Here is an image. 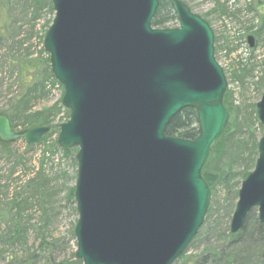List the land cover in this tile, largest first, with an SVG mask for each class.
I'll return each instance as SVG.
<instances>
[{
  "label": "water",
  "instance_id": "obj_1",
  "mask_svg": "<svg viewBox=\"0 0 264 264\" xmlns=\"http://www.w3.org/2000/svg\"><path fill=\"white\" fill-rule=\"evenodd\" d=\"M44 37L51 72L70 111L57 142L77 148L76 258L83 264H173L202 226L211 190L202 176L229 118L227 79L210 24L182 0H167L178 21L152 26L160 0H51ZM251 48L255 37L248 36ZM184 108L199 136L166 134ZM264 126V92L257 103ZM49 126L15 131L0 113V142L41 143ZM257 208L264 223V133L243 180L230 230Z\"/></svg>",
  "mask_w": 264,
  "mask_h": 264
},
{
  "label": "rangeland",
  "instance_id": "obj_2",
  "mask_svg": "<svg viewBox=\"0 0 264 264\" xmlns=\"http://www.w3.org/2000/svg\"><path fill=\"white\" fill-rule=\"evenodd\" d=\"M182 1L204 18L214 32L216 59L228 81L224 96L227 95L231 108L225 106L229 111L227 134L212 163V168L218 165L230 169L231 179L210 188L205 220L173 263L204 264L211 261L209 251L220 252L233 239L230 224L238 191L255 168L258 141L264 133L257 116V103L264 91V0L261 5L258 0ZM54 15L46 1L33 4L32 0H0V113L13 118L15 131L27 129L23 124L28 116L48 115L45 110L56 102L64 109V88L48 78L50 59L43 45ZM174 22L177 27L178 21ZM249 35L256 37L253 49L247 44ZM68 118L66 110L55 117L51 133L49 126L45 139L34 146L28 147L22 139L0 142V264H14L28 256L37 264H83L76 258L75 226L79 214L75 190L71 194L77 180V149L71 148L66 154L57 142V124ZM1 145H7V151ZM256 217L258 212L247 218L251 229ZM240 240L246 247L251 246L252 252L248 251V257L235 264H264V252L260 258L253 255L261 243L248 241L244 236ZM261 249L264 251V245ZM217 258L213 262L219 263Z\"/></svg>",
  "mask_w": 264,
  "mask_h": 264
},
{
  "label": "trees",
  "instance_id": "obj_3",
  "mask_svg": "<svg viewBox=\"0 0 264 264\" xmlns=\"http://www.w3.org/2000/svg\"><path fill=\"white\" fill-rule=\"evenodd\" d=\"M35 1L36 0H32L33 4ZM38 1H41V2L46 1L47 5L49 7L51 5V7H52V3L50 0H38ZM38 1L36 3H38ZM258 2H259V5L262 4V0H258ZM44 4H46V3H44ZM38 6H40V5H38ZM163 10H166V12L162 13ZM176 20H177V17L174 14V12H173L170 4L167 2V0H160L159 8H158V11L156 13V16L154 17V19L152 21V25L154 27L172 28V27L176 26V22H174ZM48 62H49V60L47 58V63ZM24 69H25V67H24ZM27 69L28 68H26V70H25L26 73H27ZM46 72L48 73L49 80L57 83V80L54 78L53 74L51 73L49 66H47ZM49 80H48V82H50ZM226 96L227 95L224 96V104H225V106L228 107V109L231 110V108L228 105V102L226 101ZM62 109H63V107L61 105H59V103L57 102L55 105H53V106H51L45 110V112L48 115L45 116L44 113H39V114H36L33 116H28V118H27L28 120H26V122L23 124V126H24V128H30L33 125H35V126L36 125L51 126V130L49 132V133H51V131L53 130L52 126H54L53 125L54 119H55V117H57L59 115V113L61 112ZM0 112H3V111L0 110ZM8 117H9V115H8ZM9 118H10V120L13 119L11 116ZM12 122L13 121L11 120V123ZM59 124H57V127H59ZM12 126L15 129V122H14V124L12 123ZM226 131H227V129L225 130V133H223V135H221L217 139L216 144L214 145L213 149L211 150L210 156L208 157L207 161L205 162V164L202 168V176L206 180V182L208 183V185L211 189H214L215 185L227 184L231 179L232 171L230 169H226V167H221L218 165H215L214 168H212V163L215 159L214 156L216 154V151L221 150L222 140H224L226 138V134H227ZM166 134L170 135V136H179V137L191 139V140L196 139L199 136V126H198V121H197L196 110L193 108H184L181 112H179L177 115H175L166 128ZM229 134H228V136H229ZM228 136H227V138H228ZM1 146H3L2 147L4 149L3 151H7V149H8L7 145H5V146L1 145ZM28 147H31V146L28 145ZM63 150H64V153H66V154L70 151L69 149H63ZM208 166H209V169H208ZM73 192H74V188L71 189V194H73ZM251 213H254L256 215L257 210H255V208L250 210V212L247 214V217L245 219L243 228L237 233L230 234V236L233 237V239H230V240L233 242L230 241V243L228 245H226V248H222L220 250V252H218L217 250L215 252L209 251V252H211V254H210V260L211 261L210 262L205 261L204 264L205 263H207V264H235V263H237L238 260H241V259L244 260L246 257H248V255L250 253L248 251L252 252V250H251V246L246 247L244 244L245 242H243V241L241 242L240 238L242 236H244L248 241L253 242V239H254L257 242H260L261 243L260 247L258 246V249L255 247V249L253 251V255L257 256V258H260L263 256L262 253L264 251L261 249V247H262V245H264V223H261L259 221V219L256 217L257 220L255 221V224L251 229L250 223H247V218ZM17 215H19V212L17 213ZM247 227H249L250 229L246 230ZM15 233H17V232H15ZM237 242H238V244H236ZM231 247H234V249H235L232 252L227 250V249H230ZM248 247H250V250H248ZM217 256H219V259H220L219 263L213 262V260L218 261ZM203 260H206V258ZM14 264H37V263L33 257L28 256V257L20 258V260L14 262ZM44 264H56V263L54 261H52V262L46 261ZM61 264H64V263H61Z\"/></svg>",
  "mask_w": 264,
  "mask_h": 264
},
{
  "label": "bare ground",
  "instance_id": "obj_4",
  "mask_svg": "<svg viewBox=\"0 0 264 264\" xmlns=\"http://www.w3.org/2000/svg\"><path fill=\"white\" fill-rule=\"evenodd\" d=\"M37 1H38V0H36L35 2H37ZM56 103H57V102H56ZM56 103H54L53 105H55ZM53 105H51V106H53ZM51 106H50V107H51ZM65 110L68 112L67 109H62L61 112L59 113V115H60L63 111H65ZM59 115H58V116H59Z\"/></svg>",
  "mask_w": 264,
  "mask_h": 264
}]
</instances>
